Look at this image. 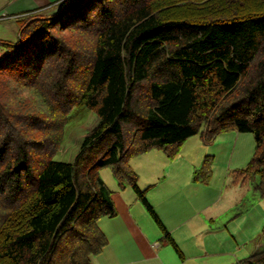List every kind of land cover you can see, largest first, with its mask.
<instances>
[{"label": "trees", "instance_id": "trees-1", "mask_svg": "<svg viewBox=\"0 0 264 264\" xmlns=\"http://www.w3.org/2000/svg\"><path fill=\"white\" fill-rule=\"evenodd\" d=\"M16 21L0 39V264H92L108 243L98 219L117 213L105 167L182 257L130 159L174 158L198 133L252 132L232 177H258L264 196V0H63ZM75 106L99 120L72 161L52 159ZM213 161L192 179L209 181ZM231 264H264V245Z\"/></svg>", "mask_w": 264, "mask_h": 264}, {"label": "crops", "instance_id": "crops-1", "mask_svg": "<svg viewBox=\"0 0 264 264\" xmlns=\"http://www.w3.org/2000/svg\"><path fill=\"white\" fill-rule=\"evenodd\" d=\"M62 1L0 0V39L14 40L18 37V15L34 9H44L46 13H50ZM236 133L237 136L240 135V132ZM211 151L214 152L180 150L174 158H169L162 150H147L130 159V164L138 173L139 186L145 188L154 184L146 193L148 201L178 246L179 240H186L185 236L192 239L200 232L199 227L203 225L202 215L207 214L212 218L211 205L215 199L203 191L202 183L212 180L214 163L209 181L197 182L192 179V173L201 163L203 155ZM247 156V153L243 154L242 158ZM102 177L112 190L117 213L112 217L101 216L98 219V225L106 234L108 243L99 254L92 257V264H185L186 257L178 256L170 243L165 244L160 239L161 232L157 224L143 203L137 199L132 187L120 188L112 173L104 172ZM155 242L158 245H154ZM199 242L200 246L205 245V242ZM214 246L215 249L209 250H217V244ZM206 251L203 252L204 255L213 254ZM199 252L195 249L190 253L189 257L194 259L189 264H200L197 259L203 256Z\"/></svg>", "mask_w": 264, "mask_h": 264}, {"label": "rangeland", "instance_id": "rangeland-1", "mask_svg": "<svg viewBox=\"0 0 264 264\" xmlns=\"http://www.w3.org/2000/svg\"><path fill=\"white\" fill-rule=\"evenodd\" d=\"M2 49L3 45L0 44V53ZM69 116L63 128L62 142L52 155V159L72 161L82 138L99 120L97 112L87 106H75ZM236 132L238 131H224L220 133L223 135L216 136L217 138L215 137L207 144L202 141L200 134H195L186 139L181 146L180 150H214L203 155V157L206 154L214 156V175L212 180L202 183L203 191L215 199L211 205L212 218L207 214L202 215L203 225L199 227L200 232L192 239L185 236L186 240H179L183 257H186L185 264H189L194 259L189 255L195 249L203 256L197 259L200 264H231L263 248L264 235L261 233V228L264 224V196H261L255 188L258 177L256 180L243 183L234 182L232 177V170L245 166L252 156L255 146L254 135L248 131L240 132L237 136ZM223 139L225 142L222 143ZM246 153L248 156L245 159L242 158V155ZM104 172L112 173L109 167L102 168L100 169L101 177ZM157 228L161 232V237L165 238V244H169L159 226ZM199 241L205 242L203 247L207 250L206 252L213 254L204 255L205 250H202L203 247L199 245ZM215 244H217V250H209L215 249ZM177 255L179 256L178 253Z\"/></svg>", "mask_w": 264, "mask_h": 264}, {"label": "built area", "instance_id": "built-area-1", "mask_svg": "<svg viewBox=\"0 0 264 264\" xmlns=\"http://www.w3.org/2000/svg\"><path fill=\"white\" fill-rule=\"evenodd\" d=\"M154 245H158V242H155Z\"/></svg>", "mask_w": 264, "mask_h": 264}]
</instances>
